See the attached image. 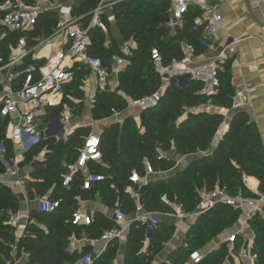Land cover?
<instances>
[{"label":"trees","instance_id":"obj_1","mask_svg":"<svg viewBox=\"0 0 264 264\" xmlns=\"http://www.w3.org/2000/svg\"><path fill=\"white\" fill-rule=\"evenodd\" d=\"M6 1V0H3ZM14 1V0H10ZM32 5L33 0H24ZM99 0H76L75 6L79 17L85 16L81 23L88 21L87 14L98 4ZM74 6V7H75ZM57 12L43 13L33 31L28 33L4 31V38L0 41V53L5 57L9 48L14 47L19 37L27 34V46H31V38L48 37L55 29ZM118 38L105 35L99 30H90L91 47L89 54L98 58L104 67H109L113 56L123 57L128 65L118 75L117 91L107 87L97 90L92 105V119L99 121L103 114L122 112L127 106L126 96L131 100L141 99L154 93L160 86V77L155 64L150 59V50L157 48L162 65L166 66L173 60L184 58L180 43H185L192 50V56L198 57L206 51L202 43L205 25L197 26L194 20L200 16L197 10H190L185 18V26L175 31L166 27L168 4L165 0H126L119 3L112 11ZM78 17V18H79ZM107 24L110 30V24ZM133 42L130 54L123 56L119 41ZM121 43V44H122ZM33 65L35 68L44 64V60L27 58L24 66ZM73 77L65 85L61 102L55 107H46L42 119L51 121L60 116L65 107L80 109L83 103L81 84L90 75L82 64H75L72 69ZM218 84L213 93H202L203 83L191 81L186 85H179L172 80L166 88L160 103L151 109L141 111L140 129L133 118H126L121 126L110 125L101 135V155L104 166H91L90 172L101 174L104 181L96 184L92 190L113 204L120 201L125 214L135 211V203L127 188L137 194L140 204L146 212L169 211L161 202L165 195L168 200L180 205L187 213H192L198 203L200 190L214 188L225 189L230 194L238 191L252 196V193L242 184L243 177H253L259 181V190L264 191V151L258 136L255 123L249 119L244 111H235L230 115L228 130L215 148L212 141L219 126L225 121L221 114L211 112H197L180 120L179 105L182 102L187 107H196L205 102L230 110L234 89L230 86V74L226 64L218 65L216 69ZM6 123L0 121V142L6 144V160L12 161V146L5 139ZM89 129L81 128L70 134L66 140H44L33 146L24 154L25 164H31L43 149H46L45 161L32 173L34 182L25 183L28 197H32L34 189L37 197H43L49 186H54L49 200L61 199L62 204L56 213L43 214L33 211V218L26 225L23 235L15 241L13 232H7V217L19 208V201L11 188L0 186V257L8 259L10 246L16 242L17 251L27 255L26 264H78L79 260L89 253L88 250L69 251V238L77 237L83 230L82 238L94 240L114 226L111 219L96 213L92 224L88 227L72 226L69 219L77 209L75 197H84L91 191L80 189V176L68 189L61 185V177L65 172L63 161L70 164L76 159L80 150L79 143ZM172 148L178 157H192L191 161L182 169H176L177 162L170 157H159L158 151L169 153ZM210 153L206 154L207 152ZM203 154V155H200ZM200 155V156H198ZM148 164L154 172L167 173L166 179H158L141 187L129 181V176L135 172L144 177V166ZM0 166V174L3 173ZM163 211V212H164ZM239 213L225 206H218L206 214L199 216L197 225L204 226L213 232L238 220ZM254 235L251 252L256 255L254 264H264V218H254L249 222ZM9 229V228H8ZM146 225L133 222L125 238V252L123 264H150L152 259L164 249L170 240L173 226L159 222L146 240ZM195 230L192 227L189 231ZM193 237H201L195 231ZM239 240V238H238ZM147 243V244H146ZM190 243L196 245L195 239ZM146 244V245H145ZM198 244V243H197ZM224 251L227 244L220 247ZM118 243L108 244L102 255L94 264H114L117 257ZM239 244L233 246L226 256L229 264H234L232 257L237 254ZM19 253V252H17ZM217 252L209 257L206 255L200 264H222L223 254L216 257ZM18 256V254H17ZM5 257V258H4ZM174 254L171 256L173 260ZM214 257V258H212Z\"/></svg>","mask_w":264,"mask_h":264},{"label":"built area","instance_id":"obj_2","mask_svg":"<svg viewBox=\"0 0 264 264\" xmlns=\"http://www.w3.org/2000/svg\"><path fill=\"white\" fill-rule=\"evenodd\" d=\"M124 1L126 0H99L98 5L87 14V16H93L94 18L86 27L81 23L86 15L81 18H70V7H67L66 15L69 17L57 23L50 36L31 38L33 44L27 46L29 38L25 34L17 39L14 47L9 48L7 57L0 53V121L6 123L5 139L12 146L13 155L12 161L9 163L5 158L6 144L1 141L0 166L4 171L0 174V186L20 188L23 181L19 180V159H22L24 154L33 146L44 140L65 138L66 126L71 118L69 108L65 107L55 120L47 121L42 119V116L46 107H55L60 102L65 85L73 77L71 69L75 64H82L89 74L97 80L101 89L107 87L111 81L115 83V85L109 86L111 91H115L114 89L118 87V75L128 65L126 59L113 56L109 67H104L98 58L89 54L91 47L89 31L97 29L103 35L108 36L109 28L103 17L109 24L114 22L112 11L116 5ZM165 1L168 4L166 27L171 31L183 28L189 11L197 10L200 12V16L197 18L196 25H205L204 32L209 37H214L218 32L221 16L210 0ZM33 2L32 5H27L24 0H14L13 2L0 0V41L4 38V31L28 33L34 30L43 13L62 9L60 5L50 2V0H33ZM51 41H56L54 43L56 49L47 58H37L38 53L46 48ZM59 41L61 46L57 48ZM238 43L237 38L228 37L215 58V64L210 69L207 67L192 68L190 66L189 48L185 43H180L184 58L173 60L166 66L162 65L158 49L152 48L150 59L157 67L160 86L149 96L131 100L129 107L138 111L156 107L172 80H176L179 85L199 81L203 83L202 93H213L214 87L218 84L216 76L218 63L223 58L235 56ZM134 46L135 44L131 41L122 43L120 45L121 54L124 57L128 56L130 48ZM27 58L32 60L43 59L44 64L38 68L30 64L24 66ZM84 103L90 106L88 102ZM248 104L246 93L243 90H236L232 98L231 109L228 111H243ZM225 125L224 121L218 130H221ZM158 155L160 158L166 157L165 153L160 151H158ZM34 166H37V162L33 164ZM91 166H104L101 155V136L96 132L89 133L85 137L74 162L63 164L65 172L61 177L62 187L70 188L77 177L80 176V189L84 192L91 191L96 184L104 181L103 175L90 172ZM144 174V177H139L137 173L133 172L129 177V181L142 186L153 182L158 175H166L167 173L154 172L148 164H145ZM152 177L154 180L149 179ZM242 181L245 183L246 177H243ZM251 193L252 196H248L241 191L230 194L222 188L200 190L198 192V203L192 213L185 212L180 205L168 200L165 195L161 197V202L169 210L166 215L179 222L187 218L199 217L218 206H225L238 212L242 216V224L250 229L249 222L252 219L256 217L264 218V191L257 189ZM132 199L136 203V213H143L136 218V221L146 225V236L149 237L159 221L158 216L160 214L144 211L136 193H134ZM61 204L62 200L59 198L49 200L47 197H43L37 202V211L43 214L56 213ZM32 218V212L24 217L19 213L8 214L6 224L14 226L17 231L22 229L20 234L14 232L15 241H18L23 235L27 223L31 222ZM92 218L93 213L85 209H76L72 212L69 223L72 226L84 228L92 224ZM125 218L122 204L118 200L115 201L112 204L110 217L114 226L105 230L98 239L92 240L93 243H100L104 247L102 250H90L88 254L79 260L78 264H94L109 243L124 240L129 227ZM240 237L243 239L240 248L242 255L248 264H254L256 255L251 252L254 240L253 233L252 241L245 240L239 233L230 234L226 240L228 250L231 253L233 246ZM82 239L86 240L85 237ZM72 241L76 247L81 242L76 237H72ZM10 248L9 257L4 260V263L26 264L27 255L23 251H21V257L18 259L16 242ZM77 251L80 252L79 248ZM203 257L202 254L195 252L189 256V259L192 264H200ZM225 263H228L227 259Z\"/></svg>","mask_w":264,"mask_h":264},{"label":"crops","instance_id":"obj_3","mask_svg":"<svg viewBox=\"0 0 264 264\" xmlns=\"http://www.w3.org/2000/svg\"><path fill=\"white\" fill-rule=\"evenodd\" d=\"M210 2L215 6L216 11L221 16V22L219 23L218 32L214 37H209L204 32V34L202 35V43L205 45L206 51L200 56L193 57L192 50H190L189 48L190 61H191L190 66L192 68L207 67L210 69L212 65L215 64V58L218 56L221 47L224 44V42L227 40V38L235 37L239 40L237 46V54L233 57L221 59L218 65L226 64L228 68V72L230 74V86L234 89V92L236 90H243L246 93L249 104L243 111L247 114L249 119L255 123L257 133L261 140L264 151V0H210ZM53 3L58 5V3L56 2ZM68 7H70V11H71V6ZM66 9L67 7L65 8V11ZM59 10L60 9H57L54 12L59 13ZM64 17H66V15ZM197 18L194 20L195 24H197ZM112 25H115V21L110 23V26ZM204 39L206 40L207 43L205 42ZM59 44L61 46V42ZM57 48H58V44H57ZM54 49H56V45L52 44L51 50L49 51V55L52 53ZM46 55L47 54L43 53L42 56H38L37 58H46ZM94 80H95L94 87H90L89 85L86 84V82L84 83L85 87L83 88V90L85 92V96L87 97V100L85 102H88L89 105L91 101L94 99L97 90L101 89L98 85L97 80L95 78ZM108 85L113 86L115 85V83L111 81L110 83H108ZM114 90L117 91V87ZM210 93L211 92L207 94ZM212 107H214L215 110H210V107L208 110V107L203 106L202 108L197 109L195 112L197 113V112L209 111L211 113L214 114L217 113L224 116L226 125L221 130L217 131L212 141V147L215 148L218 142L220 141V139L228 130V122L232 112H229L228 110L225 109L217 108L213 105ZM89 108L91 107L89 106ZM89 110L90 109H88L87 111L90 112ZM139 114L133 116L132 118L135 121V123L138 125V128L142 133L143 129L140 128ZM86 116L88 115L86 114ZM184 118L186 117H182L180 118V120H183ZM73 120H69V123L66 126V130H65V138H61V139L66 140L70 134L81 128H87L90 130V128H92L94 125L93 120L89 116L86 117L84 121L78 119L75 123H73ZM108 127L109 125H106L104 128L106 129ZM103 131L98 132V134H100L101 136ZM92 132L95 131L94 130L89 131V133ZM210 152L211 151L207 152L206 154ZM45 154H46V149H43L36 157H34L33 162L31 164L28 165L25 164L24 157L21 159V164H19V180L23 181V184L20 188L18 189L11 188V190L19 201L20 210L18 213L23 217L27 214H30L31 212L33 214V211L37 210L38 200L43 197L48 198L52 193L54 186L51 187L49 186L47 193L43 197H37L35 195L34 189H31V193L33 196L28 197L27 191L25 190L24 187L25 183L34 182V179L32 178L31 175L37 168L40 167L41 163L45 161ZM165 155L167 157L175 159L177 164L179 166L181 165L180 166L181 169L185 167L191 161L192 158V157H178L173 148L169 153ZM35 162H37V166L33 167V164ZM64 163L65 161H63L62 164ZM162 176L163 174L158 175L157 179H161ZM149 179L154 180L153 177ZM154 181H156V178ZM244 186L250 192H252L259 189V181H257L253 177H246ZM139 187H141V185ZM125 191L127 194H129L130 198H132V196L135 193L132 190V188H127ZM93 197H95V199L98 200L96 204L90 202V200ZM74 200L76 202L77 209H82V210L85 209L93 213V215L98 213L108 219H110L111 217L112 204L106 202L105 195L100 196L95 191L92 190V192L85 195L84 197H75ZM141 214L143 213H136V211H132L125 215L126 217L125 220L129 225L128 231L130 225L133 222H139L136 221V218L139 217ZM198 218L199 217L187 218L186 220L179 222L167 216L166 214L159 215L158 216L159 222L174 227L173 229L174 235L171 241L164 245V249L160 251L152 259L150 264H171L172 261L170 258L173 255V251L178 247V246L176 247L177 245L176 243L180 239L189 236V231L191 230V227H193V225L196 223ZM241 219L242 216L240 215L238 218V225L237 226L235 225V227L233 228L230 234L239 233L245 238V240L252 241L251 230L242 224ZM20 232H22V229L17 231L18 234H20ZM230 234L228 235L223 234L219 239H217V241L214 242V246L209 245V249H208L209 251L207 250L204 251V254L202 253V255L206 256L208 252L217 250L224 243L227 244L226 240ZM72 237H74V235H71V237L69 238V246H68L69 251H77L78 248L79 251H82L84 249L102 250V248L104 247L100 243H93V241L90 239H86V240L80 239L81 242L76 247L73 244ZM146 238H147L146 240H148V237ZM117 243H119L118 247L121 249L119 250L122 251L123 257L120 261H115L114 264H123L124 252H125V239L121 241H117Z\"/></svg>","mask_w":264,"mask_h":264},{"label":"rangeland","instance_id":"obj_4","mask_svg":"<svg viewBox=\"0 0 264 264\" xmlns=\"http://www.w3.org/2000/svg\"><path fill=\"white\" fill-rule=\"evenodd\" d=\"M52 1L58 3V5H60L62 7V9H63V10L60 9L59 13H56L57 14L56 15V23H60L63 19H66V17L68 18V16L66 15V11L64 10L65 7H68V6H71L70 18H78L79 17L78 12H77V7L74 5L76 0H50V2H52ZM65 15H66V17H64ZM93 18H94L93 16H90L88 18V21L86 22V24L85 25L82 24V25L85 26V27L88 26L89 23L93 20ZM117 33L118 32H117L116 25L110 26L109 35H111L113 37H116L118 35ZM107 38H108V36L106 37V41L108 40ZM117 38H118V36H117ZM55 42L56 41H51L50 44L46 48H44V49H42L40 51V53H39L40 55L38 54V56H42L43 53H45V54H47L46 55V58H47L49 56V51L51 50L52 44H54ZM205 42H206V40H205ZM59 43H60V41H59ZM59 43H58V48H60L59 47L60 46ZM121 43L122 42L120 40L119 44L121 45ZM155 69L157 70L156 66H155ZM85 82L90 87H94L95 80H94L93 76L87 75V77L84 78V83ZM84 83L81 84L82 92H83V102H85L87 100V97L85 96V92L83 90V88L85 87ZM109 86L110 85H108L107 88L110 90ZM99 90H101V89H99ZM125 101L127 103V106L124 109V111H122V112L115 111V112H111V114H108V115H104L103 114L102 118L99 121H94L92 119V117H91V115H92V105L94 104V99H93L91 101V103H90V107L91 108H89V106L87 107V105L85 103H82V106L80 107V109H77L76 107L69 108L70 113H71V118H72V119L70 118V120H73V118H74L73 123H75L78 119L84 121V119L89 116V117H91V119L94 122L93 123L94 125H93L92 128H90V130L91 131L94 130L97 133L105 130L104 127L106 125H109V126L110 125H118V127L121 128V126H122V124L124 122V118L125 119L126 118H132L133 116H136L137 114H139V112H141V111H137V110L129 107V102L131 101V99L129 97L126 96ZM203 106L208 107V110H209V107H210V110H215L214 107H212L211 103H209V102H205V103H203V104H201L199 106H196V107H187L185 104H183L181 102L180 105H179V110L181 112V117L180 118H182V117H186L187 118L189 115H191L193 113H196L195 111L197 109L202 108ZM88 109H90L89 110L90 112L87 111ZM86 114L88 116H86ZM136 126L138 127L137 124H136ZM88 134H89V132L83 135L82 140L79 143L80 147H82L83 142H84V138L87 137ZM180 166L177 165L176 169L177 168L180 169L181 168ZM166 177H167V175H163L161 177V179H166ZM156 180H158V179L156 178ZM134 184L139 187L138 183H134ZM242 184L244 185L243 181H242ZM90 202L96 204V202H98V200L95 199V197H93L90 200ZM106 202L110 203L107 200H106ZM19 210H20V208H18L13 213L14 214L18 213ZM163 211L164 210H161V211H158L157 213H159L160 215L166 214V211H164V212ZM235 225L236 226L238 225V220L236 218L232 222H230L229 224L223 226L222 228H220V229H218L216 231L206 232L205 233L204 231L205 230L207 231V229L204 226H202V225H197V221H196V223L193 225V227H195V230L191 232V235L190 236H186L183 239H180L176 243L177 244L176 247L177 246L178 247L173 251L174 257H173V260H171L172 261L171 264H191L190 259H189V256L191 254H193L195 252L200 253V254H202V253L204 254V251H206V250L209 251L208 250L209 249V245L214 246V242L217 241V239H219L223 234H226V235L230 234L232 232L233 228L235 227ZM6 226H7V229H4V230H7V232H13V233L17 232V228H15L14 226H10L8 224ZM249 228H250V226H249ZM196 230L201 233V237L198 238V239L193 237L194 234L196 233L195 232ZM83 232H84L83 230H80V234L76 237L78 240L82 239V237H83L82 233ZM173 235H174V233H172V235L170 237V240L167 243H169L171 241V239L173 238ZM194 239H195L196 245H194V243H190ZM242 242H243V239L240 237L239 240H238V244H239L238 253L237 254H233V257H232V260H233L234 264H248V262L245 260L244 256L242 255V251L240 250V248L242 246ZM223 245L225 246V243ZM220 247L217 250H215L217 252L215 258L217 256L220 257L223 254L224 256H223V263L222 264H229V263H225V260H226V256L230 254V251L228 249H226L224 251V248L220 249ZM119 249L120 248L118 247L116 261H120L122 259V257H123L122 251H120L121 249L120 250ZM215 251H210V252H208L207 255H209V257H211V256L214 255ZM17 252H19L18 253V259H20V257H21L20 251H17ZM0 253H1V251H0ZM2 258L3 257H0V261L1 260L3 261ZM212 258H214V257H212Z\"/></svg>","mask_w":264,"mask_h":264},{"label":"bare ground","instance_id":"obj_5","mask_svg":"<svg viewBox=\"0 0 264 264\" xmlns=\"http://www.w3.org/2000/svg\"><path fill=\"white\" fill-rule=\"evenodd\" d=\"M58 101V100H57ZM18 164H21V159H19Z\"/></svg>","mask_w":264,"mask_h":264},{"label":"water","instance_id":"obj_6","mask_svg":"<svg viewBox=\"0 0 264 264\" xmlns=\"http://www.w3.org/2000/svg\"><path fill=\"white\" fill-rule=\"evenodd\" d=\"M27 224H29V222Z\"/></svg>","mask_w":264,"mask_h":264}]
</instances>
